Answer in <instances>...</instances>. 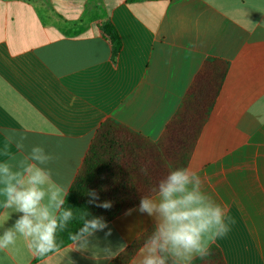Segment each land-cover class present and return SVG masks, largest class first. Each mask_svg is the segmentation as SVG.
<instances>
[{"label":"crops","instance_id":"1","mask_svg":"<svg viewBox=\"0 0 264 264\" xmlns=\"http://www.w3.org/2000/svg\"><path fill=\"white\" fill-rule=\"evenodd\" d=\"M105 22L122 41L116 56ZM204 72L222 82L187 167L235 222L192 264H264V0H0V163L49 173L47 204L54 187L68 192L104 122L156 142ZM34 146L52 159L31 160ZM5 199L0 237L22 215ZM127 211L107 238L86 234L41 259L17 233L0 264H113L153 228Z\"/></svg>","mask_w":264,"mask_h":264},{"label":"clouds","instance_id":"2","mask_svg":"<svg viewBox=\"0 0 264 264\" xmlns=\"http://www.w3.org/2000/svg\"><path fill=\"white\" fill-rule=\"evenodd\" d=\"M30 159L40 164L49 162L52 157L43 147L34 146ZM49 179V173L28 164L23 171H13L8 163H0V194L6 199L5 208H15L22 215L15 221L14 227L0 237V250H6L16 243L17 233L29 239V247L35 253L45 256L58 250L56 230H63L72 219L70 209L60 211L64 204L66 189L54 187L47 204H43L46 192L42 187ZM203 182L196 171L188 167L169 170L159 180L154 194H144L138 208L129 209L147 214L153 220V228L139 248L132 264H192L196 257L208 254L210 245L219 237L225 236L235 222L228 215L227 206L215 202L203 191ZM88 202L96 207L110 209V201H100L94 190ZM54 212H59V221ZM105 232V238L111 235V228L103 217L86 220L80 233L89 236L97 231ZM79 239V233L71 237ZM122 245L119 251H125ZM108 259L119 254L111 247H105Z\"/></svg>","mask_w":264,"mask_h":264},{"label":"trees","instance_id":"3","mask_svg":"<svg viewBox=\"0 0 264 264\" xmlns=\"http://www.w3.org/2000/svg\"><path fill=\"white\" fill-rule=\"evenodd\" d=\"M109 38L116 56L122 41L116 27L105 22L101 25ZM196 79L184 98L176 116L170 121L158 141H152L112 120L104 122L97 130L82 166L75 177L60 211L70 209L73 213L67 226L56 230L58 250L75 241L71 237L80 233L86 220L103 217L107 223L140 202L144 194H154L159 180L169 170L187 167L191 152L213 104L222 75L207 79L204 72ZM212 83L213 93L208 91ZM94 190L99 200L110 201V209L89 204ZM59 221V213L57 215ZM141 237L113 264H125L144 242ZM77 240V239H76ZM57 251V250H56ZM45 256H38L39 259Z\"/></svg>","mask_w":264,"mask_h":264}]
</instances>
